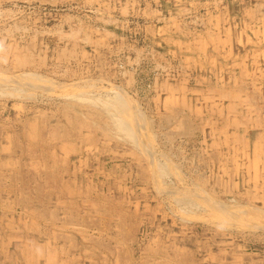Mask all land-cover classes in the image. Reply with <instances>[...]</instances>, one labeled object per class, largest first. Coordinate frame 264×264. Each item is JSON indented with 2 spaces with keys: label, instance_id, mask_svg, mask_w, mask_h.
<instances>
[{
  "label": "rangeland",
  "instance_id": "obj_1",
  "mask_svg": "<svg viewBox=\"0 0 264 264\" xmlns=\"http://www.w3.org/2000/svg\"><path fill=\"white\" fill-rule=\"evenodd\" d=\"M0 264H264V0H0Z\"/></svg>",
  "mask_w": 264,
  "mask_h": 264
},
{
  "label": "bare ground",
  "instance_id": "obj_2",
  "mask_svg": "<svg viewBox=\"0 0 264 264\" xmlns=\"http://www.w3.org/2000/svg\"><path fill=\"white\" fill-rule=\"evenodd\" d=\"M118 98L120 99V107L118 110V114H117V119H118V127L121 128V130L123 129V133H133V124L134 121L133 119H131V109L129 107V104L127 103V101L125 99H123V96L118 95ZM83 99V98H82ZM92 108V107H91ZM121 108V109H120ZM95 110V109H94ZM135 116V115H134ZM138 121V120H137ZM139 124V123H138ZM120 131V129H119ZM136 134V133H135ZM134 134V135H135ZM132 135V134H131ZM129 136V135H128ZM136 137V136H135ZM128 138V137H127ZM130 138V137H129ZM131 140V139H130ZM134 141V140H133ZM137 142V141H136Z\"/></svg>",
  "mask_w": 264,
  "mask_h": 264
}]
</instances>
